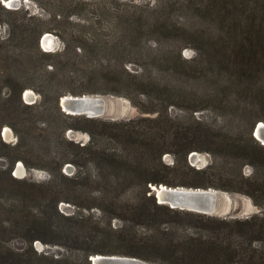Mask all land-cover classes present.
<instances>
[{"label":"trees","instance_id":"1","mask_svg":"<svg viewBox=\"0 0 264 264\" xmlns=\"http://www.w3.org/2000/svg\"><path fill=\"white\" fill-rule=\"evenodd\" d=\"M72 2L85 5L87 1ZM240 3L236 11L232 12L220 0L208 2V9L215 11L217 16L225 18L231 12L237 16L235 26L227 31V41L217 29L208 32L215 59L209 64H219L209 69L213 73L216 69L236 72L234 74L240 84L245 85L250 97V101H242L244 99L233 92L232 75L223 79L222 88L214 86L208 89V101L218 99L216 90H221L224 94L219 101L228 123L216 125L209 122L207 124L193 115L192 123H178L179 119L168 111L169 105L174 104L171 102L165 105L163 112L152 118L142 119L150 122L148 127L135 125L133 120L108 121L67 114L61 110L59 102L65 95L64 85L74 78L61 74L63 71L68 74L80 73L97 84L108 80L113 84L125 83L133 91H139L152 73L155 74L154 80L164 89H174L175 85L160 77L158 67H153L152 70L144 64L141 73H131L126 68V64L131 62L129 59L120 61L121 75L108 77L112 73L109 71L115 70L117 64L113 60L103 59V54H109L110 58L112 55L125 56L126 53H137V56L143 54V51L140 52L133 45L124 46L119 43L122 35L134 33L116 17L109 22V31L120 25L122 35L109 36L111 39L108 42L101 41L102 33L97 24L111 17L108 10L98 12L97 16L96 12L99 10L88 13L93 17H84L89 25L80 27L77 38L63 24L62 29L44 28L41 25L18 23L15 19L0 18V24H7L10 29L8 36L0 37L1 111L8 119L5 123L18 135L15 148L21 150L24 141L33 142L34 138L42 136L38 127L27 124L25 109H41L38 113L45 114L52 107L62 117L61 123L64 124L61 127V138L66 144L74 145L65 136L67 129H82L95 134L93 130L99 125L104 127L102 134L108 135L113 142L122 144L121 149L115 151H108L93 142L83 146L75 145L77 150H67L70 152L67 153L68 157L58 160L56 167L59 176L69 180L72 186H64L58 193L45 187L40 200L49 201L44 211L46 216L31 224L29 250L13 251L9 248L10 255L16 256L19 264H30L33 257L49 261L48 264H92L90 256L99 253L137 257L156 264H264V145L253 136L255 125L264 121V8L255 9L259 3L252 0ZM19 11L20 9L7 8L0 0V13L11 15ZM222 12L225 14L222 15ZM58 16L54 15V20L61 24L62 20ZM158 20L159 17L150 22ZM67 21L70 22L69 19ZM45 32H52L60 37L64 47L55 52L44 51L40 43ZM194 48L199 51L197 47ZM179 59L186 61L182 54ZM178 68L177 65L171 67V70L177 72ZM4 89L9 92L6 98H2ZM27 89L38 92L42 97L41 101L25 103L23 93ZM204 109L196 107L194 111ZM81 122L86 124V128L76 124ZM0 144L9 146L3 141L1 128ZM193 151L208 152L212 157L211 162L203 168L192 166L188 158ZM166 153L175 155L172 166L163 160ZM18 159L25 160L23 157ZM67 163H72L77 168L70 177L62 171ZM14 164L13 162L12 168L7 171L13 180L15 178L11 173ZM89 164L97 170L92 182H96L100 188V204L95 207L104 214H109V230L100 222L92 225L91 216L65 215L59 209L62 201L77 204L70 196L76 193L81 182L82 168ZM247 167L251 169L249 174L245 171ZM47 171L55 177L53 170ZM22 182L28 183L25 179ZM105 184L114 186L116 192L120 191L119 187L124 190L126 186L140 190L132 196L126 194L121 197V193L115 196L113 190ZM159 184L214 188L245 195L261 211L245 217H217L174 209L157 201L150 185ZM50 207L54 211L53 215L49 214ZM112 219L120 220L121 226L113 228ZM37 240L48 245L81 250L84 252V259L70 261L48 254L38 255L32 246ZM108 244H113L115 249L104 251V246Z\"/></svg>","mask_w":264,"mask_h":264},{"label":"rangeland","instance_id":"2","mask_svg":"<svg viewBox=\"0 0 264 264\" xmlns=\"http://www.w3.org/2000/svg\"><path fill=\"white\" fill-rule=\"evenodd\" d=\"M1 1L6 3H3L5 6L8 4V0ZM72 1L74 0H61V2H58V0H18L10 8L20 9L19 13L11 15L0 13V18L5 20L15 19L18 23L23 22L29 26L41 25L44 28L59 27L62 29L63 24L67 31L74 33L77 38L80 35V27L89 25L88 22H85L84 17H93L88 13L99 10L96 12L97 16L98 12L108 10L111 17H108L107 21L97 24V28L101 29L100 32L102 33L101 41L108 42V39H111L109 36L121 34L119 31L122 29L120 25L115 27L113 31H109V22L116 17L120 23H125L128 26L130 32L134 33V35L128 34L125 36L121 34L123 38L119 40V43L124 46L133 45L135 49H139L140 52L143 51L142 55L139 53L143 58L137 56V53H126L125 56L112 55L111 58L109 54H103V59L113 60L117 64L115 70L109 71L112 73H109L108 77L121 75L120 61L129 59L131 62L126 64V68L131 73H141L143 65L147 64L146 67L152 70L153 67H158L159 75L161 74L160 77L172 81L175 85L174 89H164L154 80L155 74L152 73L148 75L150 77L143 83L139 91H133L125 83L113 84L108 80V82L97 84L90 79L84 78L80 73L68 74L67 71L61 72L65 76L74 78V80L64 85V96H104L109 98L113 104H116L118 112L123 111L125 113L124 117L117 120H113L108 115L96 119L108 121L133 120L132 122L135 125L139 124L142 127H148L150 122L142 119L152 118L163 112L165 105L171 102L174 104L169 105L168 111L179 119L178 123H184L185 125L192 123L193 115L207 124L208 122L213 125L227 124L228 118H226L222 106L220 108L219 101L224 94L221 90H216L215 92L219 96L218 99L216 101H208V89L214 86L222 88L224 86L222 84L223 79L228 78L229 75H232L234 81L233 92L244 99H241L242 101H250L245 85L240 84V80L234 74L236 72L229 73L226 70L216 69L213 73L212 69H209V67H215L219 64L217 62H214L213 66L209 64L210 61L215 59L212 56V41L208 32L211 29H217L224 37L223 39L226 40L227 31L235 26L237 22V16L233 15L232 12L236 11V8L241 5L240 2L243 0H220L221 4H226V7L232 11L225 18L217 16L215 11L208 9V2H215V0H86L85 5H78ZM252 1L259 3V5L255 6V9L264 8V0ZM56 14L62 20L61 24L55 22L54 15ZM223 14L225 12H222ZM158 17L159 20L157 22H150V20ZM68 19L70 22L67 21ZM9 33L10 29L7 24H0V37H6ZM64 45V42L58 37V46L55 51L61 50ZM194 47H197L199 51H196ZM41 48L44 50L42 45ZM180 54L186 61L179 59ZM177 65L179 71L173 72L171 67ZM49 69L51 68L49 67ZM124 77L130 79L126 76ZM28 90H31V94L30 97L26 98L25 94L28 93ZM8 95L9 92L4 89L2 98H6ZM41 99V95L33 89H27L23 93L25 103H39ZM1 106L2 101L0 99L1 136L3 141L9 146L0 144V264H19L16 256L10 255L9 248L13 251L29 250L28 237L31 224L37 220L41 221L46 216L44 211L49 201H46V199L40 200V197H43L45 187L46 189L49 187L52 191H57L58 193L62 188L72 186L69 180L59 176L56 167L58 160L67 158V153H70L68 151L77 150L75 145L83 146L93 142V144L100 145L108 151H115L120 150L122 144L113 142L108 135L102 134L101 131L104 127L99 125L93 130L95 134L82 129H67L65 136L68 140L74 142V145H68L61 138V127H63L64 123H61L62 117L55 108H50L45 114L38 113V110L41 109L28 108L25 109L24 113L27 124L38 127V132L42 133V136L34 138L33 142L24 141L23 147L18 150L15 148L19 140L18 135L10 125L5 123L8 119L1 111ZM196 107L205 109L194 111ZM76 124L86 128V124L82 122ZM135 125L133 126L136 127ZM106 130L109 129L107 128ZM198 153L200 158L196 160L188 158V160L192 166L203 168L204 165L206 166L211 162L212 157L208 152ZM18 157H23L25 160L18 159ZM175 159V155L171 153H166L163 156L164 162L171 166ZM13 162L15 164L11 174L15 180L11 179L7 174V171L12 168ZM21 163L26 170V173L22 175L17 170L18 165H21ZM76 169L72 163H67L62 171L66 176L70 177L76 172ZM82 169L81 182L77 187L76 193L70 196L77 204L62 201L59 203V209L65 215L78 216L81 214L85 217L91 216L92 225L100 222L104 228L109 230V214H104L95 207L96 204H100L98 199L100 196V190L98 189L100 188L96 182H92V179L95 180L94 176L97 170L92 164ZM47 170H53L55 177H52V174L48 173ZM245 171L249 174L251 169L247 167ZM85 175L88 177H85ZM24 179L28 181L27 184L22 182ZM108 184H105V186L113 190L112 193L115 196L117 193H121V197L126 194L127 196H132L140 190V188L126 186L124 190L119 187L120 191L116 192V188ZM150 187L152 189L153 185H150ZM228 193L230 212L226 216L217 217H245L261 211L249 197ZM89 206L94 208H85ZM49 214H54L51 207L49 208ZM121 224L122 222L118 219H112L111 221L113 228L120 227ZM32 246L38 255L48 254L55 258H66L70 261H81L84 259V252L81 250L48 245L40 240L34 241ZM104 247V251L115 249L113 244H108ZM99 254L106 255L105 253ZM48 263L49 261L38 257H33L30 261V264Z\"/></svg>","mask_w":264,"mask_h":264},{"label":"water","instance_id":"3","mask_svg":"<svg viewBox=\"0 0 264 264\" xmlns=\"http://www.w3.org/2000/svg\"><path fill=\"white\" fill-rule=\"evenodd\" d=\"M17 1L18 0H8L6 7H13V3ZM50 39L53 40L51 43H49ZM41 45L45 51L53 52L55 49H57L58 37L50 32H45L41 37ZM25 96L27 98L26 94ZM60 105L62 110L70 115H85L89 118H101L108 115L113 120H117L125 116L123 111L118 112V107L116 104H113L109 98L99 95H66L61 97ZM253 136L262 145H264V121H259L255 125L253 129ZM189 158L196 160L200 158V155L198 152L193 151L190 153ZM18 166H21L23 171L20 172L19 167L17 168L20 175L26 173L22 163ZM152 189L155 192V196L159 203L169 205L174 209L188 210L214 216H226L230 212L229 193L226 191L217 190L214 188L205 189L188 188L183 186L174 187L168 186L166 184H159L155 186V188L152 187ZM89 259L91 260L92 264H156L137 257L121 255L96 254L90 256Z\"/></svg>","mask_w":264,"mask_h":264},{"label":"bare ground","instance_id":"4","mask_svg":"<svg viewBox=\"0 0 264 264\" xmlns=\"http://www.w3.org/2000/svg\"><path fill=\"white\" fill-rule=\"evenodd\" d=\"M6 1H7V0H6ZM51 41H53V40H52V39H50V40H49V43H51ZM27 94H28V95H27ZM27 94H26V95H27V97H30L31 90H28V93H27ZM19 170H20V172H23V171H22V167H21V166L19 167ZM153 188H155V186H154V185H153ZM93 257H94V256H93Z\"/></svg>","mask_w":264,"mask_h":264}]
</instances>
